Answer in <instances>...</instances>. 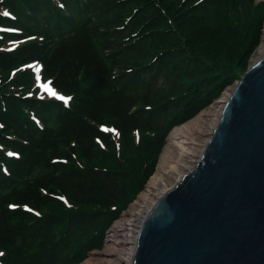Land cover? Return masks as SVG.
I'll use <instances>...</instances> for the list:
<instances>
[{
  "label": "trees",
  "instance_id": "trees-1",
  "mask_svg": "<svg viewBox=\"0 0 264 264\" xmlns=\"http://www.w3.org/2000/svg\"><path fill=\"white\" fill-rule=\"evenodd\" d=\"M263 23L257 0H0V264L102 250L145 189L144 160L237 79ZM211 46L220 56L196 54ZM34 64L57 99L30 70L15 77ZM136 132V169L107 151L94 166Z\"/></svg>",
  "mask_w": 264,
  "mask_h": 264
},
{
  "label": "water",
  "instance_id": "water-1",
  "mask_svg": "<svg viewBox=\"0 0 264 264\" xmlns=\"http://www.w3.org/2000/svg\"><path fill=\"white\" fill-rule=\"evenodd\" d=\"M132 264H264V59L224 103L196 169L147 213Z\"/></svg>",
  "mask_w": 264,
  "mask_h": 264
},
{
  "label": "bare ground",
  "instance_id": "bare-ground-1",
  "mask_svg": "<svg viewBox=\"0 0 264 264\" xmlns=\"http://www.w3.org/2000/svg\"><path fill=\"white\" fill-rule=\"evenodd\" d=\"M262 43L259 49L261 59L254 61V65L264 59V39ZM222 99L228 100V94ZM223 101L215 103L203 114L171 133L157 173L151 179L147 192L113 227L105 250L94 254L84 264L133 263L137 224H141V219L156 200L155 198L169 194L182 178L196 169V161L200 154L203 155V150L209 143L206 137L214 131L221 119Z\"/></svg>",
  "mask_w": 264,
  "mask_h": 264
},
{
  "label": "rangeland",
  "instance_id": "rangeland-1",
  "mask_svg": "<svg viewBox=\"0 0 264 264\" xmlns=\"http://www.w3.org/2000/svg\"><path fill=\"white\" fill-rule=\"evenodd\" d=\"M264 3V0H257V5H259V4H263ZM236 18H237V16H236ZM238 22H236V24H237ZM263 39H264V23H263V25H262V27H261V32H260V37H259V42H258V45L256 46V48H255V50H254V52L251 54V56H250V58L248 59V61H247V65H246V68L245 69H243V68H235V69H233L232 71H231V77H235V78H237L231 85H229V86H227L224 90H223V92H222V94H221V96L219 97V98H216L215 99V101L209 106V107H207L205 110H203L202 112H200L199 114H197L194 118H192V119H189L187 122H185L184 124H182V125H180V126H178V127H181V126H183V125H185V124H187L188 122H191L192 120H194L196 117H198L199 115H201V114H203L206 110H208L210 107H212L215 103H217V102H219L220 100H222L223 101V99L222 98H224L227 94H228V98L230 97V95H231V93L233 92V90H234V88H235V86L237 85V83H238V81H240L239 79H242L244 76H245V74L247 73V71L254 65L253 63H254V61H258V60H260L261 58V56H260V52H259V49H260V47L262 46V42H263ZM189 40L191 41V44L193 45V46H196V45H198L199 43H200V38H196L194 35H193V33H192V35L189 37ZM226 40H228V39H226ZM229 41V40H228ZM222 45L224 46V43H223V40H222ZM222 51V50H221ZM221 51H219V50H217L215 47H213V46H211V47H207L205 50H199V51H197L196 52V54L198 55V54H204V55H206V56H208V54L210 55V56H212V57H218V56H220V52ZM223 57H225V54L223 53ZM27 70H30L31 72H33L34 74H35V81L36 82H34L33 81V87H32V89L31 90H34V91H36V93H39V96H41V95H46L45 94V92L46 91H49L50 90V87H49V84H45V83H42V78H41V72H40V67L38 66V65H33V66H30V67H21L20 69H18V70H16L17 71V73H16V75H15V77L17 76V74L18 73H23V72H25V71H27ZM47 96H49V97H51L52 99H57V96L56 95H47ZM227 101V100H226ZM226 101H223V107H224V103L226 102ZM219 120V119H218ZM219 124V123H218ZM217 124V125H218ZM178 127H176V128H174L172 131H171V133L175 130V129H177ZM108 133H110V134H115L114 133V130L112 129V128H104ZM105 130H103L104 132H106ZM106 132V133H107ZM171 133H170V135H171ZM212 133H213V131H211L210 133H209V135L206 137L207 139H209V141H210V139H211V136H212ZM169 135V136H170ZM211 135V136H210ZM169 136L167 137V140H166V142H165V145L163 146V148L162 149H160V154H159V156L157 155L156 157H153V156H150L151 158H154V159H156V162H154V163H152V165H150V166H148V163H150L149 162V158H146L145 160H144V162L143 163H145V167H147V169L148 170H150V172L148 171V170H146V173H147V176H148V178H147V183H146V185H145V189L137 196V199L130 205V207H129V209L127 210V212H129L130 210H131V208L135 205V204H137V202L141 199V197L143 196V194H145L146 192H147V190H148V187H149V184H150V181H151V179L154 177V175H155V173H157V169L159 168V163H160V161L162 160V157H163V154H164V151L166 150V147H167V145H168V141H169ZM140 137H143V136H141V133H138V132H136L135 134H134V136H133V139H132V141L130 142V144H127L126 146H127V148L125 149V147L123 146V144H122V146H121V143H119V142H117L116 143V145H114L115 146V148H114V150L112 151V149L110 150H108V149H103L102 147H100L99 148V150H98V152H99V157H98V159L96 160V162L94 163V166H96V167H100V168H102V167H106L107 168V165H110V163L111 162H109V161H107L106 160V158H105V152L107 151V152H109L108 154H110L112 157H113V154H115V156H119V158H121V159H123V160H125V161H127L126 160V158H128V160H129V162H128V164H129V170H131V169H136L137 168V164H136V166L134 167L133 166V164H132V161L134 160V159H138V157H139V148H140V144L137 142V141H139L140 140ZM210 137V138H209ZM143 139V138H142ZM132 142H133V146H132ZM100 145V144H99ZM148 148V147H147ZM142 150L143 151H146V150H144L143 148H142ZM203 150V149H202ZM204 150H205V148H204ZM203 150V151H204ZM202 157V155L200 154V157H198V159H197V163H196V165L198 164V162L200 161V158ZM78 160H79V158H78ZM80 162V161H79ZM81 163V162H80ZM82 163H84L83 161H82ZM81 163V164H82ZM113 164V163H112ZM115 168V167H114ZM194 169V168H193ZM131 175L133 174H135L136 175V171L134 172V173H130ZM134 179H135V177H133ZM136 180V179H135ZM164 196V195H163ZM159 198H161V197H157V198H155L156 200L153 202V204L149 207V209L147 210V212H146V214H144V216H143V218L141 219L142 220V222H141V224H137V236H138V233H139V231H140V228H141V226H142V223H143V221L145 220V218H146V215H147V213H149L150 212V210H151V208L154 206V204L158 201V199ZM145 211V210H144ZM126 212V213H127ZM126 213H124L123 214V216L121 217V219L119 220V221H121L122 220V218L124 217V215L126 214ZM119 221H117V222H119ZM116 222V223H117ZM116 223H115V225H116ZM114 225V226H115ZM113 226V227H114ZM113 229V228H112ZM112 231V230H111ZM107 240H108V238H107ZM106 246H107V243H106ZM106 246L102 249V250H95V251H92L91 253H90V255H89V258L87 259V260H89L92 256H94V254H97V253H102L104 250H105V248H106ZM86 260V261H87ZM85 261V262H86ZM85 262H83V263H81V264H84Z\"/></svg>",
  "mask_w": 264,
  "mask_h": 264
}]
</instances>
